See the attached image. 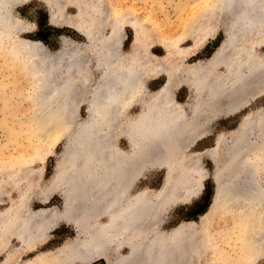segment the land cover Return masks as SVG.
Segmentation results:
<instances>
[{"label":"bare ground","instance_id":"1","mask_svg":"<svg viewBox=\"0 0 264 264\" xmlns=\"http://www.w3.org/2000/svg\"><path fill=\"white\" fill-rule=\"evenodd\" d=\"M27 1L30 0H0V21L5 22L12 16L13 6ZM41 1L49 9L51 24L75 29L86 38L87 44L83 47L76 41L70 48L57 52L59 59L54 67L57 75L52 79L47 67L48 54L41 44L35 42L30 45L29 41L22 39L15 41L25 45L37 58L31 71H28L38 84L35 93L38 98L49 100L64 118L69 116L71 120L77 113V106L84 103L89 119L87 124H79L78 131L70 137L69 153L66 158L63 156L59 164L58 178L54 176L43 193H40L38 183L26 179L24 169H18V175H15L19 180L15 177L14 186L20 188L18 199H11L8 185L0 181V206L10 203L0 210V250H4L2 244L8 245L11 238H18L23 248L33 250L60 222H66L77 231L84 227L87 239L67 241L57 249L39 254L24 264H75V261L88 264L97 259H104L107 264H169L168 256L175 251L170 249L171 246L164 242L153 247L154 237L150 239L148 247H143L141 242L146 230L142 231L148 228L147 232H151L156 220L159 221V217L155 216H160L164 211H161L162 205L168 206L170 199L174 201L171 194L176 188L175 184L170 186L167 178L169 192L162 190V195L160 193L154 197L150 190L133 193V188L144 174L143 168L170 164L168 160L160 161L162 157L158 158L159 162L157 157L153 159L157 155L155 150L160 152L163 148L169 156L176 154L175 158H180L179 167L174 170L178 178L186 172L191 176L197 173L200 178L203 170L201 165L183 162L186 159L185 150L206 132L203 130L206 119L231 115L252 98L264 95V52L261 50L264 45V0H212V4H208L209 8L193 19V30V24L186 25L180 38L193 35V48L214 37L219 29L224 35L223 42L208 62L189 69L195 80L181 79V85L196 92L194 104L190 100L185 104L174 100L170 87L172 70L156 66L158 62L156 64L154 54L150 51L153 47L150 40L152 29L135 10H119L109 0ZM105 3L108 4L107 9ZM62 4L75 7L77 13L71 19H65ZM208 11L214 12L216 24L224 18L226 23L219 22L217 27L209 28L203 23ZM127 27L133 31V37L128 51H125L123 45ZM162 46L168 47L165 44ZM16 50L15 54H25L23 47ZM161 73L169 80L153 93L148 89L147 81ZM135 105L139 106V111L122 131L121 118ZM185 109H188L187 112ZM263 130L264 112L262 118L256 121L251 119V115L245 116L239 129L229 132L232 138L228 148L231 158L229 166L224 169L226 172L233 168L236 173L240 167L236 166L241 165L240 160L242 165L243 161L247 162L248 158L244 157L243 152L248 147L253 149L255 140L264 144V134L258 132ZM117 134L128 140V150L118 145ZM222 139L221 135L217 138L218 145ZM242 154L244 158H241ZM64 160L66 164L63 165ZM249 163L254 162L249 160ZM250 166L253 168V165ZM249 170L251 178L247 177L245 171L247 176L240 178L249 179V183L238 184V178V185L225 188L223 201L234 207L244 203L250 206L251 211L255 210L261 223V237L264 238V165L258 176L252 173L254 170ZM5 174L0 173L4 177ZM185 179L184 185L194 180L193 177V180L191 177ZM193 182V187L178 198L181 202H191L200 195V184L196 183V179ZM55 191H61L66 197L64 211L57 207H30L33 196L40 199L41 194L47 200ZM193 225L180 226L175 245L181 246L187 242L190 233H187V229ZM111 245L117 249L126 246L128 254L117 255L112 260L109 253ZM144 248H147L145 253L148 254L141 255L148 257H139L137 253L144 251ZM174 255L170 261L172 259L174 262ZM182 257H179L181 260L175 259L176 262L182 264ZM0 264H15L14 254H8Z\"/></svg>","mask_w":264,"mask_h":264},{"label":"rangeland","instance_id":"2","mask_svg":"<svg viewBox=\"0 0 264 264\" xmlns=\"http://www.w3.org/2000/svg\"><path fill=\"white\" fill-rule=\"evenodd\" d=\"M109 1L119 10L132 8L130 10H135L143 22L149 24L148 26L152 29L153 33L150 38L153 47L150 51L152 55L154 54L156 64L158 62L156 66H164L165 69L170 68L172 70L173 78L171 79L170 87L174 93V100L180 104H185L190 100L194 104L197 97L196 92L187 86L181 85V79L186 78L192 82L195 80L191 73L188 72L190 71L189 69L192 66H199L201 63L208 62L212 54L223 42L224 35L222 29H219L214 37L206 39L199 47L195 48H193L195 42L193 35H186L183 39L180 36L187 24H193L191 30L194 29L193 19L197 15H201L202 11H206L209 8L208 4H212V0ZM107 8L108 4L105 3V9ZM61 9L63 10L65 19H71L77 13L75 7L67 4H62ZM213 13L212 11H208L205 14L207 18L204 19L203 23L206 26L214 28L219 25V22L226 23L227 20L224 18L222 20L219 19L218 24H216ZM49 14V9L44 2L41 0H30L13 6L12 16L5 22L0 21V173H6L5 177L0 175V181L8 185V195L13 200L18 199L20 194V188L14 186L16 183V181L14 182L15 175H18V169L25 170L28 181L38 183L40 193H43L50 185L54 176L58 178L59 164L63 156L66 158L69 153V149L67 148L69 147L70 137L78 131L79 124L85 125L89 119V114L84 103L77 106V113L71 120L69 116L68 118L65 117V119L63 114L49 100L38 98L35 93L38 84L34 82L28 73L33 68L32 64H35L34 61H37V58L25 45L22 46L20 43H15V41L22 39L29 41L30 45L35 42L41 44L48 54V71L51 78L55 79L57 73H54V67L58 64L59 59L57 52L63 50V48H70L72 43L76 41L78 45L85 47L87 40L82 34L69 26L51 24ZM126 33L127 36L123 50L128 51L133 31L127 27ZM163 44L168 47L162 46ZM19 47L24 48L25 54L23 56L15 54L16 49ZM261 50L264 52V45ZM168 80L165 74H156L154 78H150L147 81V87L151 92L156 93ZM187 110L185 109L186 112ZM138 111L139 106L135 105L121 118L122 125L120 129L122 131L127 126V123L136 116ZM263 112L264 95H261L252 98L231 115L206 119L205 125L203 124V130H206V132L199 140L189 146L184 154L186 159H184L183 163H187V165L195 164L194 166L198 164L203 169L200 178L197 173H194L192 176L189 172L190 175L187 172L185 175L182 174L184 176L183 179H189L190 177L192 179L193 177L194 180H192L195 181L196 179L198 181L196 183L200 184L198 188L200 189V195L191 202L184 203L178 199L193 187L192 185L195 183L191 181L193 184L189 182L187 185H184L185 181L181 178L183 176L177 177V171L175 172L174 170L179 167L180 158L176 159V154L169 156L168 151L164 148L160 152H158L159 150L153 151L158 155L153 156V159H156V157L160 159L162 157L160 161L168 160L170 164L164 167L153 166L147 169L143 168L142 172L144 174L138 179L132 192H146L150 190L153 197L160 193L162 195L163 192L161 191L164 190L165 192L168 189L166 187L167 178L170 181L169 185L175 184L176 188H174L172 194L170 193L174 201L170 199L171 201L168 206L163 204L161 211H164L160 213V216H155L156 218L159 217V221L156 220L157 222L154 225L155 228L151 232H147L148 228L142 231L146 230L143 233L144 237L141 242L143 247H148V243L153 237L155 238L154 243L151 242L153 247L165 242V244L171 246L170 249L172 251L175 250L173 254L170 251L171 255L168 256L169 264L170 262L172 264L173 261L172 259L170 261V258L174 254L176 257L175 255L173 256V264H181L179 261L176 262V260L180 259L181 255L185 258L182 257V264H264V238L261 237V223L258 213L255 210L251 211L250 206L247 207L244 203L238 207H234L226 203V200L223 201L226 189L222 185L224 184V179L231 180L230 178L232 177L233 184H236L243 175L247 176V173V177L251 178L252 174L250 175L249 169L255 171L252 172L255 173V176L262 173V166L264 164L262 166L261 164L264 163V144L262 141L258 143L257 140H255L256 147L252 145L256 148L255 150L248 147L247 151L243 152L245 154L244 157L248 158L247 162L249 163L250 160L254 163L247 164V162L243 161L242 165V161L240 160L241 165L238 163L239 165L237 164L238 166L236 167L240 166L241 168L236 169V173H234L235 171L233 170L235 169L232 167V170H228V172L224 169L229 166L231 158V152L229 153L228 148L232 142V138L228 135L229 132L238 130L245 116L251 115V119L256 121V119L262 118ZM258 132L264 134V130ZM220 135L223 139L218 145L217 138ZM116 137L118 145L122 149L128 150L130 144L125 136L117 134ZM261 146L263 147L261 148ZM243 154L240 155L241 158ZM159 159L156 161L159 162ZM62 164H66L65 160ZM250 165H253V168ZM164 170L166 173L163 185L159 190H156L160 186ZM244 171L247 173H244ZM219 172L224 175V178L223 176L220 177ZM172 177L173 179H171ZM16 179L19 181L18 176ZM219 180L221 181L219 182ZM242 180L240 179L238 184L240 182L243 184L249 183V179ZM168 190L166 192H169ZM206 193L207 199H204ZM7 201L5 202L7 203ZM9 205L10 203L0 206V210ZM66 206V197L62 195L61 191L53 192L47 200L41 194L40 199L33 196L30 203L32 209L57 207L59 210L64 211ZM204 208L203 212L199 211ZM102 221L105 222L106 220L102 219ZM190 224L194 225L191 229H187V233L190 232L186 240L187 242L181 246L175 245L177 230L182 225L189 226ZM82 229L81 231H77L73 225L60 222L59 226L50 231L46 239L38 243L33 250L23 248L18 238H11L8 245L6 244L7 246L5 243L2 244L4 250H0V263L8 257V254H14L15 264H24L39 254L41 255L57 249L67 241L86 240L85 235L87 231L84 227ZM146 249L144 248V251L141 253H137V251L136 253L140 257L142 253L146 252ZM128 251L126 246H121L117 249L111 245L109 253L113 260L117 255L128 254ZM145 254H148V252ZM145 254L141 255L142 258L148 257L147 255L144 256ZM105 262L104 259H97L88 264H107ZM75 264L86 263L75 261Z\"/></svg>","mask_w":264,"mask_h":264},{"label":"water","instance_id":"3","mask_svg":"<svg viewBox=\"0 0 264 264\" xmlns=\"http://www.w3.org/2000/svg\"><path fill=\"white\" fill-rule=\"evenodd\" d=\"M213 143H214V140H213ZM165 173H166V171L164 170V173H163V176H162V181H161V183H160V186L156 189V190H159L160 188H161V186L163 185V179H164V177H165ZM225 181H224V184H222L223 185V187H225L226 189L228 188H230L231 187V185H233V180H232V178H231V180H229V179H224ZM214 189H215V186H214ZM104 262H105V260H104ZM106 263V262H105Z\"/></svg>","mask_w":264,"mask_h":264},{"label":"trees","instance_id":"4","mask_svg":"<svg viewBox=\"0 0 264 264\" xmlns=\"http://www.w3.org/2000/svg\"><path fill=\"white\" fill-rule=\"evenodd\" d=\"M204 199H207V193L205 194V197H204ZM205 210V208L204 209H200L199 211L200 212H203ZM100 260V259H99ZM103 261V260H102Z\"/></svg>","mask_w":264,"mask_h":264}]
</instances>
